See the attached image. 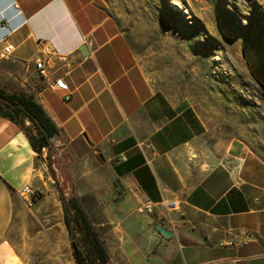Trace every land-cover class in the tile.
<instances>
[{"label":"crops","instance_id":"crops-1","mask_svg":"<svg viewBox=\"0 0 264 264\" xmlns=\"http://www.w3.org/2000/svg\"><path fill=\"white\" fill-rule=\"evenodd\" d=\"M45 45L65 57L67 93L38 74ZM0 71L55 128L59 150L95 155L125 198L155 206L156 229L107 264H264V158L240 140L209 145L197 108L151 83L107 0H0ZM44 171L24 131L0 116V264H46L15 239L26 234L20 192L30 184L44 203L52 190Z\"/></svg>","mask_w":264,"mask_h":264},{"label":"rangeland","instance_id":"rangeland-1","mask_svg":"<svg viewBox=\"0 0 264 264\" xmlns=\"http://www.w3.org/2000/svg\"><path fill=\"white\" fill-rule=\"evenodd\" d=\"M107 1L151 83L197 108L209 145L221 149L240 140L264 158V0ZM6 78L0 71V90H19L12 77ZM214 153L206 150L208 156ZM36 156L52 190L44 203L36 189L30 195L20 192L17 220L26 234L20 239L15 233V239L37 248V258L46 264H78L59 189L66 198L75 197L108 259L125 260L123 248L140 243L147 228L156 229L157 220L140 210L136 197H124L95 155L75 156L55 145L51 154L45 148ZM43 224L52 232L46 234ZM95 264L104 263L96 256Z\"/></svg>","mask_w":264,"mask_h":264},{"label":"trees","instance_id":"trees-1","mask_svg":"<svg viewBox=\"0 0 264 264\" xmlns=\"http://www.w3.org/2000/svg\"><path fill=\"white\" fill-rule=\"evenodd\" d=\"M38 111L39 107L31 102L30 97L24 92L5 94L0 90V116L9 118L20 127L28 137L32 148L39 155L43 154L44 148H47L51 154L55 147L53 142L56 135L55 128L44 124ZM26 120H29L30 124H27ZM48 166L56 178L52 162H49ZM59 193L64 205L65 223L71 235L74 257L77 263L95 264L97 256L104 264H107L109 259L106 250L92 232L86 215L75 197L66 198L61 189H59ZM89 241H93L92 246H88Z\"/></svg>","mask_w":264,"mask_h":264},{"label":"built area","instance_id":"built-area-1","mask_svg":"<svg viewBox=\"0 0 264 264\" xmlns=\"http://www.w3.org/2000/svg\"><path fill=\"white\" fill-rule=\"evenodd\" d=\"M14 49H15L14 44L8 43L2 50V54L4 56H10L13 53ZM64 61H65V57L63 56L58 57V60H56L54 57V50L49 45H45L41 50V52L38 54L35 60V65L38 70L39 76L48 80H52L53 87H55L57 90L65 91L67 93L69 92L70 87L65 79V74H62L60 72V66H59V63ZM65 66L69 67L67 64H65ZM66 99L67 100L69 99V94L66 95ZM33 191H34L33 187L30 184H27L23 190V193L25 195H30L33 193ZM141 204L142 206L140 210L149 213L154 212L155 206L150 202H145V203L141 202ZM177 206L178 203L173 202L172 204L169 205V209L175 210Z\"/></svg>","mask_w":264,"mask_h":264},{"label":"water","instance_id":"water-1","mask_svg":"<svg viewBox=\"0 0 264 264\" xmlns=\"http://www.w3.org/2000/svg\"><path fill=\"white\" fill-rule=\"evenodd\" d=\"M117 184L123 189L122 185H121V182L119 180H117ZM158 230L160 232H162L165 236L167 237H171L172 236V232L169 231L167 228H165L164 226L162 225H158Z\"/></svg>","mask_w":264,"mask_h":264}]
</instances>
